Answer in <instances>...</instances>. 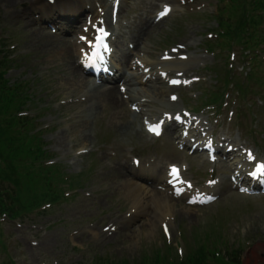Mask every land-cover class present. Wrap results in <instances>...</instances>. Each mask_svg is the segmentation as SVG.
<instances>
[{
  "label": "rangeland",
  "instance_id": "1",
  "mask_svg": "<svg viewBox=\"0 0 264 264\" xmlns=\"http://www.w3.org/2000/svg\"><path fill=\"white\" fill-rule=\"evenodd\" d=\"M165 1L173 9L162 16ZM30 7L19 0H0V84L4 95L12 101L15 98L4 102L7 111L2 113L9 117L12 129L20 130L28 123L30 136L37 132L35 140L43 141L50 170H43L42 158L36 167L16 163L18 178L24 174L22 169L31 176L22 183L20 197L8 199L19 208L18 216L10 217L0 209V264H152L159 253L165 260L162 264L179 263L186 261L193 248H200L195 241L204 239L201 264H227L226 260L264 264V188L252 191L249 181L241 178L236 179L238 184L227 181L229 172L217 169L220 158H210L208 152L194 153L181 142L170 147L171 134L177 136L174 130L165 129L159 138L148 134L152 116L143 120L147 122L143 133L137 126L127 134L114 128L120 118L103 112L88 121L79 115L75 118L81 106H68L82 102L78 97L83 92L69 93L65 73L56 69L60 62L49 58L36 32L38 27L27 23L29 18L37 19V14H20ZM120 17L118 23L114 21V29L120 32L122 23L126 36L140 23L150 21L144 26L147 29L154 19L164 18L149 40L156 52L149 53V60L156 62L173 54L175 60L188 65L168 66L165 81H155L156 87L166 91L164 99L175 97L181 109L176 114L204 121L211 118L210 130L214 128L216 138L223 135L227 142L221 145L230 147L233 139L239 141L254 157L249 161L254 169L248 172L254 175L264 165V94H258L264 92V0H126ZM64 36L75 38L76 33ZM188 69L186 77L183 72ZM126 71L139 73L135 68ZM176 76L182 84L167 91L169 79ZM150 85L145 79L139 87L148 90ZM17 86L15 93L11 91ZM67 98L73 99L68 102ZM149 109L153 114L158 110L155 106ZM126 115L124 111L120 117ZM77 120L85 124L88 142L84 144L78 140ZM59 135L69 136L73 144L68 140L60 144ZM26 137L28 141L30 137ZM116 138L126 149L122 158L112 148ZM187 139L195 142L192 136ZM190 155H194L193 161ZM124 164L134 165L150 180L128 176L126 171L127 178L165 193L171 190L172 179H167L174 166L182 172L180 178L186 192H193L189 194L193 200L177 196L178 214L171 219L141 215L120 227L118 222H124L132 203L122 182L107 169L112 165L124 168ZM151 164L163 167V173L151 169Z\"/></svg>",
  "mask_w": 264,
  "mask_h": 264
},
{
  "label": "bare ground",
  "instance_id": "2",
  "mask_svg": "<svg viewBox=\"0 0 264 264\" xmlns=\"http://www.w3.org/2000/svg\"><path fill=\"white\" fill-rule=\"evenodd\" d=\"M117 0H55L54 3H50L49 0H19L23 6L31 4L30 9L26 8L23 16H27L31 11H34L33 16L35 18H29L27 20L28 25L37 26V34L41 37L42 45L47 48V55L53 60V62H60L56 69L59 72L65 73V84L69 86V93L71 92H83L78 98L82 102L70 104L68 107L81 106L77 115L83 117L86 121L90 120L93 116H98L101 112L106 116H113L114 118H120L121 123L116 125L115 130L120 134H127L130 129H135L137 126L142 127V133L144 126L147 122L143 121L146 116L151 117L152 121L149 125V133L154 125H160L164 129L174 130L177 133L175 136L171 134L170 147H173L178 142H183L181 137H184V147L193 149L194 153H200L205 151L206 145L211 144L215 150V155L219 157L218 171L226 169L229 172L227 181H236L241 178L245 181H251L255 179L256 175H259V171L253 176L249 170H253V166H250L249 161L253 156H249V152L237 141L233 139V142H229L230 147L226 145V140L222 137L215 136V130L207 126V122L204 120H198L193 118H184L181 114H176L181 111L179 105L175 101V97L170 95L167 99L163 98V95H168L162 87H156V84H163L166 78V72H169L168 66H187L183 61L175 60L173 54H165L159 58L156 62L149 60L150 54H156L151 50L149 40L153 32L158 29L164 18H156L153 20L149 28L145 29L144 26H148L150 21L146 24H139L136 29L131 30L126 36L123 32L125 26L120 24V32L116 33L114 29V5ZM119 11L117 15V21L120 20V9L125 5L126 0H119ZM166 6L173 9L171 5L165 1ZM12 7V4H11ZM153 7V5H152ZM28 9V10H27ZM13 14L14 12H10ZM19 16V14L17 13ZM126 15V17H128ZM106 29L108 31V49L105 51L107 59L98 60L97 66L100 65L105 71L104 74H100L99 77L93 76L95 79L88 77L90 75L87 68L89 67L88 56H90V49L87 47L88 43L93 42L97 29ZM54 32V33H53ZM76 33L75 38L65 37V34ZM55 34V35H54ZM62 35V36H60ZM188 48V46H186ZM93 53V49H91ZM150 53V54H149ZM137 54L136 56H132ZM153 56V55H152ZM48 57V56H47ZM137 57V58H136ZM136 60L134 61V59ZM190 60V59H189ZM131 61V65L129 62ZM126 68L136 69L138 74L128 73ZM128 70V69H127ZM167 70V71H166ZM190 70H185L183 75L189 77ZM172 71V70H170ZM149 79L151 85L150 89L144 90L139 87V84ZM179 79V76L172 77L169 81ZM97 80V82H96ZM105 81L112 83V86L106 85ZM156 81V84L154 83ZM123 82L122 86L119 85ZM175 88L169 87L167 91H171ZM72 96V95H71ZM73 98H67L72 100ZM69 102V101H68ZM156 107L158 110L155 114L150 110V107ZM148 107V109L143 108ZM81 109V110H80ZM126 112V116L120 117L123 112ZM179 116L178 120L174 119V116ZM158 116V117H157ZM157 117V118H156ZM198 125L195 126V123ZM79 124L77 134L80 143L88 142L85 134V124L83 121L77 120L74 122ZM74 126V125H73ZM188 126V130L185 129ZM163 136V135H162ZM192 136L195 138V142L191 144L186 137ZM67 137V138H66ZM58 136L57 141L60 144H65L70 141L69 136ZM136 141L138 138H135ZM209 142V143H208ZM138 143H142V140H138ZM232 143V144H231ZM223 144V145H221ZM114 150L118 152L120 158L125 156L126 149L124 145H121L116 138ZM203 148V150H201ZM186 149H183L185 152ZM134 150L133 152H135ZM106 152V150L104 151ZM187 156L186 154H183ZM119 159V158H116ZM190 159L194 160V155H190ZM128 160H125L127 163ZM120 162V161H119ZM233 162V164H231ZM124 168L110 166L107 169L108 174H112L114 179L122 182L123 188L126 190L127 196L132 203L131 210L128 216L124 219V222H118L120 227H125L128 222L141 215L153 214L158 219H171L177 213V206L179 201L176 197H182L183 199L189 198L193 200L189 194L193 192H186L185 182L181 177L182 172L177 176L172 175V172L168 175V179L174 178V181H180V185L177 189L171 188L168 193L160 190L150 189L149 186L143 182H138L128 176L134 178H141L145 182H149V178H144L137 172L136 167L133 165H122ZM159 169L163 173V167L151 164L152 168ZM143 168V165L139 166V169ZM171 170V169H170ZM254 173V171H252ZM179 175V176H178ZM162 176V174H160ZM158 176V178L160 177ZM166 179V178H165ZM183 180V181H182ZM162 184L165 183L161 182ZM237 183V182H235ZM264 174L262 176V184L254 182L251 186L252 190L261 191L264 188ZM166 186V184H165ZM170 194V195H169ZM187 214L184 215L186 217ZM118 221V220H117ZM165 221V220H164ZM151 223V222H150ZM118 225V224H117ZM197 246L206 244V239L197 243Z\"/></svg>",
  "mask_w": 264,
  "mask_h": 264
},
{
  "label": "trees",
  "instance_id": "3",
  "mask_svg": "<svg viewBox=\"0 0 264 264\" xmlns=\"http://www.w3.org/2000/svg\"><path fill=\"white\" fill-rule=\"evenodd\" d=\"M251 7L253 8V5ZM247 15H249V13ZM1 81L2 80L0 75V83ZM19 87L20 86L12 87L13 89H10L15 93L16 90L19 89ZM25 95L26 94L23 95V99L26 98ZM8 101L14 102L15 98L14 101H12L9 99L8 96L4 95L3 85L0 84V118H4L3 120H0V209L6 211L11 217H17L18 214H16V212L19 208L16 209V205L14 203L8 202V199H10L11 196L16 195L20 197L22 189L24 187L22 183L27 180L28 176H31V172L27 171L26 169H22L24 171V174L21 178H18L16 174V168L18 166L16 165V163H29L32 167H36L38 160L42 158L45 159L41 163V166L42 164L44 165L42 166L43 170L49 171L50 168L46 167V158L48 157V154L43 149V141L41 139H38V142H36L35 140V138L38 137L37 132H35L34 130V137H31L30 127L28 123H25V125H23V128L20 130L12 129L8 125L7 121L9 120V117L2 113L7 111V108L4 107V102L7 103ZM11 131L14 132L13 138L10 136L12 134ZM24 133L28 134L24 135ZM26 136L30 137L28 141ZM5 137H9L10 139L7 140ZM22 147L23 152L20 151ZM17 189H19L18 194ZM12 204L15 205V207L9 206ZM201 247L202 246L200 245V248H193L188 257L186 258V261L183 260L179 263L173 261L170 262V264H201V259L205 257V253L203 252L204 250ZM158 255L159 256L156 257L155 261H153L152 264H162L165 262V260H162V258L160 257L162 256V254L159 253ZM226 262L227 264H229V261L226 260ZM118 264L129 263L121 262ZM232 264H234V262H232Z\"/></svg>",
  "mask_w": 264,
  "mask_h": 264
},
{
  "label": "snow or ice",
  "instance_id": "4",
  "mask_svg": "<svg viewBox=\"0 0 264 264\" xmlns=\"http://www.w3.org/2000/svg\"><path fill=\"white\" fill-rule=\"evenodd\" d=\"M168 11H169V9L166 8V9L161 13V15H162V16H163V15H166V14L168 13ZM101 32H103V29H101ZM105 35H106V33H105ZM151 130L154 131V132H157V134H158V128H157V127H153ZM249 156L251 157L252 154L249 153ZM253 158H254V157H253ZM177 171H178L177 169H173V173H176ZM258 171L264 173V165H261L260 168L258 169ZM166 231H167V229H166Z\"/></svg>",
  "mask_w": 264,
  "mask_h": 264
}]
</instances>
